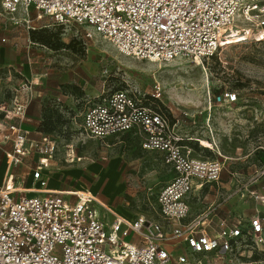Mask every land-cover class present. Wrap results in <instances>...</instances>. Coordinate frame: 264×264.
Instances as JSON below:
<instances>
[{
    "label": "built area",
    "instance_id": "1",
    "mask_svg": "<svg viewBox=\"0 0 264 264\" xmlns=\"http://www.w3.org/2000/svg\"><path fill=\"white\" fill-rule=\"evenodd\" d=\"M0 7L7 21L25 23L28 29L35 28L32 12L36 20L48 16L60 24L85 25L91 29L85 30L86 38L96 33L119 53L152 62L178 56L217 58L223 35L226 41L231 38L228 27L244 34L247 43L242 46L264 39V0H0ZM6 41L0 31V43ZM149 95L127 89L101 93L82 111L78 129L84 137L106 145L124 135L134 136L143 149L159 154L169 177L154 198L157 220L120 216L95 195L83 196L86 191L48 189V176L42 172L56 151V138L52 133L30 138L21 121L34 95L14 100L8 114L20 122L0 121V143L12 136L0 185V264H204L210 257L237 254L251 240L263 241L264 215L259 209L248 217L222 216L219 205L210 204L193 214L197 192L211 185L216 190L222 187L228 156L212 138L200 145L217 157L189 156L172 122L173 110L159 104V86ZM237 101L230 89L208 94L207 129L212 108ZM30 152L36 155V165L30 175L33 184L25 185L9 170ZM258 152L264 154V146L252 149L256 161L251 177L236 194L246 191L264 206V195L252 188L264 181V160ZM64 160H80L71 143L66 144Z\"/></svg>",
    "mask_w": 264,
    "mask_h": 264
},
{
    "label": "rangeland",
    "instance_id": "2",
    "mask_svg": "<svg viewBox=\"0 0 264 264\" xmlns=\"http://www.w3.org/2000/svg\"><path fill=\"white\" fill-rule=\"evenodd\" d=\"M30 18L36 31L47 29L54 34L52 42L59 39L62 46L53 49L33 41L29 33L34 29H28L25 23L12 24L0 15L1 35L7 38L0 43V120L19 123L8 114L14 100H25L30 92L41 94L40 118L34 124V119L26 121L24 116L21 124L33 139L40 133L43 116L51 114L55 120L52 134L56 151L42 172L50 177L48 182L65 191L91 193L120 216L159 219L154 198L169 177L159 154L143 149L134 136L124 135L106 145L84 137L78 129L82 111L101 93L127 89L147 97L159 86V104L173 110L171 119L183 136L184 151L195 158H215L216 152L200 145L201 140L212 138L220 152L228 156L221 174L222 187L216 190L211 185L197 192L192 201L193 214L212 204L219 205L222 216L248 217L255 209L264 215V206L246 191L236 194L251 177V164L256 161L252 149L264 146V39L242 46L247 43L244 34L228 27L231 38H221L218 59L178 56L163 63L123 55L96 33L86 38L85 30L91 29L85 25L60 24L48 16L36 20L34 12ZM223 89L236 92L238 101L212 108L209 130L204 122L207 96ZM6 114L9 119H5ZM10 139L0 143V185L5 154L12 149ZM69 143L79 162H65ZM257 156L264 160L261 152ZM35 165L36 155L30 152L9 171L16 181L31 185ZM234 171L236 175L232 176ZM252 188L264 195V181ZM204 264H264V235L263 241L251 240V245L242 246L235 255L210 257Z\"/></svg>",
    "mask_w": 264,
    "mask_h": 264
},
{
    "label": "trees",
    "instance_id": "3",
    "mask_svg": "<svg viewBox=\"0 0 264 264\" xmlns=\"http://www.w3.org/2000/svg\"><path fill=\"white\" fill-rule=\"evenodd\" d=\"M53 33L49 32L47 29L43 28L38 31L31 30L29 33V37L31 40L39 42L41 44L47 45L49 47H53V49H58L62 46V42L59 39L55 43L52 42ZM55 120L52 118V115L43 116V121L39 124L38 131L40 133H52L54 128ZM129 136V135H126Z\"/></svg>",
    "mask_w": 264,
    "mask_h": 264
},
{
    "label": "crops",
    "instance_id": "4",
    "mask_svg": "<svg viewBox=\"0 0 264 264\" xmlns=\"http://www.w3.org/2000/svg\"><path fill=\"white\" fill-rule=\"evenodd\" d=\"M41 101H42V97H41V94L40 93L34 95L33 98L30 99V102H29V104L27 103L28 105H26V109H25V116L27 117L26 118V121H30L31 122V119H34L33 122L35 124L37 122L38 118H40ZM1 108L2 107H0V109ZM5 119H9L8 114H7V117L5 116ZM0 121L8 122V123H11V124H18L17 123L18 121L15 122V123L13 121H10V120H8V121L7 120H0ZM8 161H9V154L7 153L6 156H5L4 164H3V166H4V173L6 172V168H7ZM79 161H77V162H79ZM49 178H48V181H49ZM48 181H47V187L50 190H62V191H64L63 189H59L58 188V184H56L55 182H48ZM125 218H129V217H125Z\"/></svg>",
    "mask_w": 264,
    "mask_h": 264
},
{
    "label": "bare ground",
    "instance_id": "5",
    "mask_svg": "<svg viewBox=\"0 0 264 264\" xmlns=\"http://www.w3.org/2000/svg\"><path fill=\"white\" fill-rule=\"evenodd\" d=\"M195 59H201V58H199V57H197V58H195ZM9 162V161H8ZM49 189V188H48ZM54 191H61V190H54ZM65 191V190H64ZM66 192H70V191H66ZM83 196H86V197H88L89 195H87V194H84Z\"/></svg>",
    "mask_w": 264,
    "mask_h": 264
}]
</instances>
